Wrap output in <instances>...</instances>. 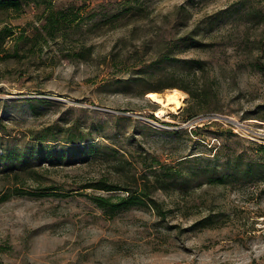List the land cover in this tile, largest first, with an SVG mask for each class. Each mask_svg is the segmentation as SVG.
Segmentation results:
<instances>
[{
    "label": "rangeland",
    "instance_id": "rangeland-1",
    "mask_svg": "<svg viewBox=\"0 0 264 264\" xmlns=\"http://www.w3.org/2000/svg\"><path fill=\"white\" fill-rule=\"evenodd\" d=\"M56 9L74 20L48 37ZM3 25L0 152L29 166L0 162V264H264V179L225 175L240 153L264 164V0H38ZM155 85L180 92L176 112L156 114ZM154 158L176 182L155 187ZM97 180L148 197L109 213L89 195L123 190Z\"/></svg>",
    "mask_w": 264,
    "mask_h": 264
},
{
    "label": "trees",
    "instance_id": "trees-1",
    "mask_svg": "<svg viewBox=\"0 0 264 264\" xmlns=\"http://www.w3.org/2000/svg\"><path fill=\"white\" fill-rule=\"evenodd\" d=\"M29 1H38V0H0V10L4 9H11L14 11H18L22 7V3L26 2L28 3ZM74 20V17L68 15L64 10L62 9H56V10H50L43 16V21L39 25V27L45 31L46 36L48 37H55L57 35L56 30L60 27H65L71 24V22ZM14 33L13 29L7 25H3L0 27V43L3 41L4 38L12 36ZM187 66L189 68H198L200 67V63L198 60L194 59H187L185 60ZM141 77V76H140ZM166 86H175L174 83H168ZM163 88V86H149L145 87L143 89V93H146L149 90H155V91H160ZM183 90H185L188 95L191 98H195V94L193 91L185 86H180ZM185 110L188 111V108H184ZM151 117L153 119H158L157 116L151 114ZM172 133L177 132V130H171ZM51 132V131H50ZM54 132L50 133L51 138H47V133H42L39 135L36 143V151H33L34 157L38 158H49V155L52 156L53 154L47 153L42 155L43 152V145L47 144V141L52 142V140H55L54 137ZM83 136H80L78 133H74V131H67V135H65L64 142L66 143H76L82 140ZM258 144V143H256ZM258 146L261 148L262 151H264V144L259 143ZM89 152L91 154L95 153L97 150L96 148L90 144L88 148ZM116 151V149H115ZM115 151H111L112 153ZM73 156V153H70ZM26 154L25 153H12L10 151H4L0 152V162L3 164H11L10 166H16L17 170L18 169H25L29 165L27 164V159H26ZM236 156H239L240 158H237ZM233 160L232 157H228L227 161H233V164L231 166V172L227 173L225 175H235L236 173H240L242 177L250 178V179H256V178H261L264 179V169H262V164L261 161L259 160H254V159H249V158H242V153L236 155ZM191 159H196V158H191ZM191 159H185L184 161L186 162L185 164H188L189 161H192ZM153 161L155 163H149L146 165V173L152 174L153 175V182L156 184L155 187L157 188H166L169 183L176 182L178 179L177 176V169L174 167L170 162L168 161H159L158 159L154 158ZM229 163V162H228ZM197 164V161L195 163L191 162L188 165H185V168H192L194 165ZM8 166V165H7ZM203 168L204 169H209L212 166L215 168V165H209L208 163H203ZM14 168V167H13ZM18 172V171H17ZM149 178V177H148ZM220 178H222V175H220ZM88 186H91L93 188H100L108 191L116 190H123L121 191L122 193L120 194H115V195H102V194H93L89 195L90 198L92 199L93 202H95L98 206L104 208L106 211L109 213H114L118 210L121 209H126L132 205H137L144 203V197H148V195L144 192L137 193L131 190L129 187H124V186H119L117 184H112V183H107L103 180H97L94 182L89 183ZM115 196V197H114ZM150 202H153L152 199H150Z\"/></svg>",
    "mask_w": 264,
    "mask_h": 264
},
{
    "label": "bare ground",
    "instance_id": "bare-ground-1",
    "mask_svg": "<svg viewBox=\"0 0 264 264\" xmlns=\"http://www.w3.org/2000/svg\"><path fill=\"white\" fill-rule=\"evenodd\" d=\"M146 96L161 105L156 108V114L159 116L164 115L168 109L176 112L182 105V95L176 89H171L166 94L148 91Z\"/></svg>",
    "mask_w": 264,
    "mask_h": 264
},
{
    "label": "water",
    "instance_id": "water-1",
    "mask_svg": "<svg viewBox=\"0 0 264 264\" xmlns=\"http://www.w3.org/2000/svg\"><path fill=\"white\" fill-rule=\"evenodd\" d=\"M150 91V90H149ZM148 92V91H147Z\"/></svg>",
    "mask_w": 264,
    "mask_h": 264
}]
</instances>
